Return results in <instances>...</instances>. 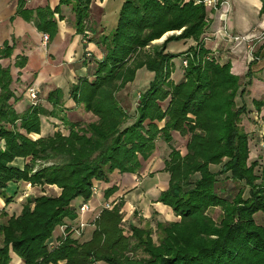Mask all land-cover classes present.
Instances as JSON below:
<instances>
[{
	"label": "trees",
	"instance_id": "1",
	"mask_svg": "<svg viewBox=\"0 0 264 264\" xmlns=\"http://www.w3.org/2000/svg\"><path fill=\"white\" fill-rule=\"evenodd\" d=\"M92 1L60 0L54 10L38 8L35 24L51 38L57 31L55 14L61 19V5H71L76 31L86 35ZM24 3L19 1V12ZM208 27L203 2L125 0L117 26L93 39L104 55L95 59L92 77L79 78L71 88L75 102L96 116L89 122L61 115L65 102L60 88L48 93L52 110L38 100L18 113L11 69L0 63V189L21 181L61 189L57 196H29L21 214L0 226V264L10 263L11 252L25 264H264V223L256 219L264 214V175L257 171L261 164L251 160L252 132L242 122L247 113L246 105L238 103L245 92L242 76L205 47ZM178 30L180 34L169 35L162 44H152ZM185 38L197 44L186 53L183 80L175 83L176 55L166 48L170 41ZM14 47L5 42L0 59L11 57ZM256 54L264 57V43ZM258 61L251 60L246 75L252 76L251 66ZM25 64L24 57L16 61L18 67ZM142 67L154 77L131 114L119 93ZM262 104L256 101L257 107ZM43 115L59 118L69 133L31 137L40 134ZM175 131L188 137L185 154L176 145ZM159 140L171 151L165 157L168 187L158 201L170 206L178 221H157L156 229L131 224L127 230L119 202L101 211L90 240L79 242L68 232L51 247L56 227L66 218H77L75 199H91L96 183L109 181L115 170L139 173ZM212 165L221 168L215 171ZM228 181L239 184L235 194ZM115 190L108 188L106 195ZM218 208L216 219L211 212Z\"/></svg>",
	"mask_w": 264,
	"mask_h": 264
},
{
	"label": "crops",
	"instance_id": "2",
	"mask_svg": "<svg viewBox=\"0 0 264 264\" xmlns=\"http://www.w3.org/2000/svg\"><path fill=\"white\" fill-rule=\"evenodd\" d=\"M20 0H0V47L5 42L10 45L15 44L11 57L0 59L3 67H10L13 77L12 88L17 100L12 99L18 113L25 112L32 101L28 95V88L36 86L39 91V103L48 110L53 109V105L47 100L48 93L56 88L64 92V111L62 116L71 121H81L83 118L75 120L73 116L80 110L95 117L87 122L96 119L91 112L85 110L83 105L77 104L71 96V88L79 78L92 77L95 59H101L103 50L95 42V38L103 34L110 33L118 23L119 13L125 0H93L90 6L89 28L86 35L77 33L74 19L75 15L71 5H61L60 13L55 14L57 21V31L48 40L44 39V33L40 31L35 22L37 21L36 9L50 7L54 10L60 5V0H25L22 11L19 12ZM198 2V0H195ZM218 7H207L209 27L203 35L205 47L212 51L222 62H231L232 71L242 76V88L245 89L243 95L238 97L240 105L245 104L247 113L243 119L248 122L249 127L257 137L258 147L261 151L262 137L259 135L261 123L254 120V113H264V104L257 107L256 101H264V80L262 79L264 69V57L256 62L252 67V76L246 75L250 69L251 58L248 55L247 46L244 42L231 43L221 37L218 31L226 25L235 34H260L264 32V12L262 8L264 0H220ZM26 9V10H25ZM26 11V12H25ZM32 11L31 17L26 15ZM181 30L170 31L160 39H156L152 44H162L169 35L180 34ZM49 35V34H48ZM87 38V39H86ZM92 39V40H91ZM264 43L258 42L257 46ZM197 42L193 38L172 40L167 44L166 52L176 55L173 59L174 70L171 78L175 83H179L184 78L183 61L186 53ZM146 50H151L150 46ZM26 58L24 67L16 66V61ZM87 57V58H86ZM87 60L88 63H84ZM154 77V72L146 67L139 68L136 77L129 85L134 84L133 93L140 96L150 84ZM145 84V85H144ZM40 134H31L33 138L54 134L57 130H62L68 134L69 130L59 118L53 116L41 117ZM248 131V130H247ZM250 132V131H248ZM174 139L179 141L182 136L179 132H173ZM187 140L185 145L187 144ZM253 140V139H252ZM180 148L183 154L185 148ZM171 151L168 144L159 140L158 146L152 156L144 161L142 170L139 173H121L115 170L109 181H98L91 199L84 201L79 197L73 201L74 207H79L83 202L89 204L88 211L78 214L74 220L66 218L64 224L56 227L50 245H56L58 239L72 233V237L79 242H85L92 238L95 230V219L105 208L106 203H111L112 207L119 202L123 203V222L128 221L137 226H156L157 221H178L180 218L175 215L173 209L158 201L161 192L168 187L169 173L165 171V157ZM252 151V149H251ZM17 163V162H16ZM19 165H23L24 160H20ZM17 163V164H18ZM221 165H212V169L218 171ZM115 187L116 190L110 196L106 195L108 188ZM61 189L56 185H32L27 181L11 182L6 188L0 189V226L7 223L12 216H19L23 206L29 196L60 194ZM8 199V200H7ZM80 223H85L80 228ZM3 241V233L0 230V246ZM9 264H25L24 261L14 252L10 253ZM59 264H65L64 261Z\"/></svg>",
	"mask_w": 264,
	"mask_h": 264
},
{
	"label": "built area",
	"instance_id": "3",
	"mask_svg": "<svg viewBox=\"0 0 264 264\" xmlns=\"http://www.w3.org/2000/svg\"><path fill=\"white\" fill-rule=\"evenodd\" d=\"M198 2H203L208 7H218L220 5V0H198ZM218 33L221 34V37L231 43H238V42H244L247 46L248 55L250 56L251 60L257 59L260 60L261 58L256 54V49L258 42L264 40V32H261L260 34H235L229 31L228 27L226 25H223L220 31ZM49 35L45 34L44 39L48 40ZM184 66H187L188 62L187 60L183 61ZM263 75H264V69H263ZM28 95L30 97V100L33 104H37L39 100V91L36 86H30L28 88ZM254 120L261 123L262 127L259 130V135L262 137L261 145L264 148V113L255 112L254 113ZM95 190V189H94ZM105 207L112 208L111 203H106ZM89 209V204L87 202H83L79 208H78V214H82ZM2 213V210L0 209V215ZM85 223H80V228L84 227ZM55 245H51V247H54Z\"/></svg>",
	"mask_w": 264,
	"mask_h": 264
},
{
	"label": "rangeland",
	"instance_id": "4",
	"mask_svg": "<svg viewBox=\"0 0 264 264\" xmlns=\"http://www.w3.org/2000/svg\"><path fill=\"white\" fill-rule=\"evenodd\" d=\"M184 67H186V66H184ZM262 79L264 80V75H262ZM132 85H133V87H136V85H134V84L128 85V88L127 89L122 90L119 93V98H120L121 102H123L124 105H126L128 107V110H129V112L131 114L134 113V109H135V106L137 105L138 98H139L138 94H136V93L134 94L133 93V87H132ZM238 101L240 103V99ZM77 113L78 114H75L73 116V118L75 120L80 119V118H83L84 120L81 119V121L87 122L85 120H91L92 118H95V117L91 116L90 114L86 113L84 110H80ZM245 118L246 117H244L243 119H245ZM246 119H248V117ZM245 125H248V122L247 121H245ZM245 125H244V127L246 129V126ZM247 130L251 132V129L249 127L247 128ZM252 134H255V133L252 132ZM255 138L257 139V137L255 135H252V139H254V140H252V143H251V149H252V151H251V160L252 161L257 160L259 162V164H261V165H259L257 167V171L260 174H263L264 175V151H261L259 149V147H258V144L259 143H257V140ZM186 140H187L186 137H183V138L180 137L179 141H176V145L178 147L185 148V146H186L185 145ZM226 186L229 189V191L232 192V194H235L238 191V188L240 187L239 184L238 183H235L234 181H228V183H226ZM245 197H248V192H245ZM211 213H212V215L216 219H219L220 218V213L221 212H220V209L219 208L217 210L216 209L215 210L213 209ZM256 219H257V221L259 223H264V214H262V213L257 214L256 215ZM123 224H124V227L128 230V228H129V222L126 221V222H123ZM145 226H150V225H145ZM152 227L154 229H156V226H152ZM154 237H155V239H157V234L156 233H154Z\"/></svg>",
	"mask_w": 264,
	"mask_h": 264
}]
</instances>
